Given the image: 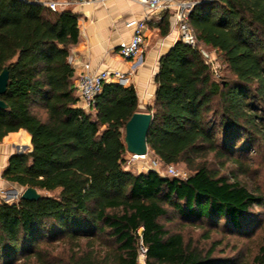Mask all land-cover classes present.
<instances>
[{
	"label": "trees",
	"instance_id": "trees-1",
	"mask_svg": "<svg viewBox=\"0 0 264 264\" xmlns=\"http://www.w3.org/2000/svg\"><path fill=\"white\" fill-rule=\"evenodd\" d=\"M39 1L0 0V143L23 130L31 146L2 178L40 195L0 203V264H137L138 231L146 264H237L215 256L220 243L206 248L162 220L238 237L260 224L252 210L264 193L241 179L253 149L264 154V0H190L197 45L177 40L159 60L147 149L161 166H184V179L125 170L134 87L104 84L89 111L78 108L69 61L78 16ZM159 30L170 33L167 13ZM200 46L219 55L223 77ZM253 264H264V235Z\"/></svg>",
	"mask_w": 264,
	"mask_h": 264
},
{
	"label": "crops",
	"instance_id": "crops-1",
	"mask_svg": "<svg viewBox=\"0 0 264 264\" xmlns=\"http://www.w3.org/2000/svg\"><path fill=\"white\" fill-rule=\"evenodd\" d=\"M210 1V0H203ZM70 11L78 16L79 41L70 50L69 61L79 70L80 65L88 64L91 72L104 70L131 73L130 85L138 97V110L152 106L155 101L157 84L155 77L159 69V60L178 40L172 12L156 13L149 25L146 45L141 61H124L118 55L120 42L129 41L132 28L127 23L133 19H142L147 12L135 0H99L86 4H77ZM169 15L170 33L160 35V22L165 14ZM152 114V112H150ZM23 146H30V136L20 130L9 133L0 143V203H10L12 193L20 187L2 178V173L12 155L23 154Z\"/></svg>",
	"mask_w": 264,
	"mask_h": 264
},
{
	"label": "built area",
	"instance_id": "built-area-1",
	"mask_svg": "<svg viewBox=\"0 0 264 264\" xmlns=\"http://www.w3.org/2000/svg\"><path fill=\"white\" fill-rule=\"evenodd\" d=\"M99 0H40L38 3L47 7L53 12L61 10H70L77 4H86ZM146 12V16L142 19H133L127 23V26L132 28V36L129 41L120 42L118 45V55L124 61H141L144 47L146 45L147 33L149 25L152 22V16L156 13L172 12L174 25L178 40L183 41L190 46H196L197 40L188 25V16L195 5V2L190 0H135ZM200 53L206 65L209 66L211 72L217 78L219 76L218 67L212 55L201 46ZM77 65L74 66L76 68ZM73 68V69H74ZM75 88L77 93L76 106L83 111H89L94 105L95 98L101 93L104 84H118L121 86L130 85L131 73H122L120 71L104 70L101 72H91L88 64H82L79 70L75 69ZM133 157V156H131ZM133 157V158H145ZM154 170L159 173L160 163L156 159L152 163ZM168 176L179 178L173 166H166ZM139 241L137 246V264H146L147 247L142 241L141 231H138Z\"/></svg>",
	"mask_w": 264,
	"mask_h": 264
},
{
	"label": "rangeland",
	"instance_id": "rangeland-1",
	"mask_svg": "<svg viewBox=\"0 0 264 264\" xmlns=\"http://www.w3.org/2000/svg\"><path fill=\"white\" fill-rule=\"evenodd\" d=\"M206 49L215 59L218 67V73L220 77H223L224 65L218 54L212 50L201 46ZM153 106V105H152ZM152 106H146L141 111H147V108ZM23 153L30 151V148L23 146L21 150ZM247 154V153H246ZM245 155V154H244ZM251 162H248L250 166V171L248 172L245 178H242V183H244L250 190L256 191L260 190L264 193V154H256V147L250 153ZM156 160L149 152L145 158H133L126 153L125 156V170L138 174L145 173L152 169L153 162ZM176 174L179 178L184 179L188 172L185 170L184 166H173ZM159 173L163 177L173 178L168 176L166 172V166H159ZM23 188L19 189L17 193H12L8 201L10 203L17 202L20 198ZM253 214L259 220L258 228L249 235L242 237L238 236H228L225 235L222 231L217 230L215 226L205 225L206 227H192L188 224L187 221H182L180 219L168 220L163 219L162 223L165 224L166 228L172 232H182L187 237H192L194 241L199 242L201 245H204L206 248L210 247L212 242L220 243V246L215 254L217 258L227 259V260H236L237 264H253L254 257L259 253L260 247L263 245V235H264V207H256L252 210ZM208 223V222H207ZM222 226V224H220ZM210 235V240H205L206 235ZM205 235V236H204Z\"/></svg>",
	"mask_w": 264,
	"mask_h": 264
},
{
	"label": "water",
	"instance_id": "water-1",
	"mask_svg": "<svg viewBox=\"0 0 264 264\" xmlns=\"http://www.w3.org/2000/svg\"><path fill=\"white\" fill-rule=\"evenodd\" d=\"M8 84V71L4 69L0 73V96L6 91ZM6 107L5 103L0 99V109ZM152 122V114L146 112H136L125 124L124 143L126 153L133 157H141L147 155V135ZM40 195L33 188L24 189L20 195V199L27 201H36Z\"/></svg>",
	"mask_w": 264,
	"mask_h": 264
}]
</instances>
